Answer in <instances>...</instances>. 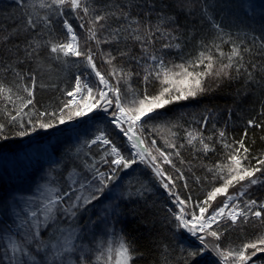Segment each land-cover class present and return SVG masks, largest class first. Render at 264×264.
Here are the masks:
<instances>
[{"label":"snow or ice","instance_id":"obj_1","mask_svg":"<svg viewBox=\"0 0 264 264\" xmlns=\"http://www.w3.org/2000/svg\"><path fill=\"white\" fill-rule=\"evenodd\" d=\"M16 2L25 9L36 7L29 0ZM133 4L134 0H128L125 6H113L109 3L101 7L94 0H39L38 7L45 9V14L40 15L34 10L26 13L23 31L34 33L24 45L26 59H35L38 63L41 51L45 49L48 58L52 60L67 63L69 58H76L85 68L90 69L89 75H94L98 83H90L82 75H77L74 86L65 92L71 99L62 100L60 106L51 111L40 110L34 103L35 75L31 76L30 84H25L24 74L13 68L11 63L0 68V72L11 70L21 82L14 89L0 81V101L3 102L0 107L3 117V122H0V140L9 139L6 132L9 125L15 129L16 137L23 138L38 130L47 131L75 118L85 117L93 110H99L112 117L110 123L127 138L133 151L128 156L124 155L107 133L100 130L94 139L86 142L88 147L97 145L103 149L100 161L94 162L88 168L92 172L91 179L77 180L73 176L71 192L56 195L58 189L48 188L47 198L39 210L32 209L25 216L17 213L13 221L15 229L8 226L4 235L0 236V264H131L135 253L122 231L117 234L115 247L113 240L109 239L106 251L101 250L98 254L84 242V237L92 234L91 225H97L102 232L109 234L115 231V223L123 215L122 201L130 198L131 193L114 195L115 188L110 189L109 185L117 179L118 171L130 169L137 163L150 168L160 185L174 198L173 202L179 208V212L173 214L177 222L176 228L186 231L198 241V244L185 246L181 257L182 264H198V258L202 259L206 252L217 257L218 264H264V230L236 246L225 247L218 243L227 231L238 225H247L252 221L264 224V202L244 198L248 188L264 183L256 177L257 172L264 174V157L255 158L257 163L252 165L248 155L250 150L245 146L244 140L229 142L226 133L219 130L217 143L222 145L223 154L212 166L205 165L211 173L210 182L213 186L206 192L203 200L194 204L196 210L189 211L191 196L182 199L176 191L177 181L184 180L185 177L173 157L180 158L179 149L185 146L205 155L210 151L214 152L216 149L209 143L213 138L204 137L196 129H185L186 143H178L180 134L174 129L182 125L168 122L164 125L168 135L162 137L164 148L157 147L154 139L145 147V129L157 134L162 130L161 127L150 125V121L164 115L158 110L173 103L196 99L210 90V85L207 84L210 78L217 81L222 78L232 79L233 70L237 76L243 70L251 79L252 73L248 71L243 56L250 49H242L232 43L230 51L225 52L221 45L228 41L224 40L223 29L209 17L221 34L218 36L220 43L202 42L195 56L187 59L181 56L180 63L166 61L163 54L157 55L150 51L148 45L162 39L164 43L161 45V52L168 49L179 50L181 44L176 42L179 37L165 27L166 24L174 22L175 18L158 13L154 24L147 20L142 22L138 17L132 16L130 9ZM211 7V3L204 6L205 14ZM65 9L70 10L81 21L79 28L84 30V35H78L65 18L62 21L64 39H39L38 37L52 31L55 17L66 16ZM111 20L122 22L113 27L109 23ZM19 31L18 29L17 34ZM3 39L7 40L8 37ZM129 39L138 42L141 47L142 55L132 59L141 65L142 72H133L119 60L129 56L127 51L118 47L119 42ZM105 44H116L117 47L115 51L103 50L101 45ZM97 59L108 66L106 71L98 67ZM133 76L140 77L144 85L142 91L132 87L130 81ZM121 84L126 88L122 90ZM149 84L158 85L152 94L148 92ZM207 120L208 117H204L201 123L206 125ZM248 125L264 127L254 120H249ZM244 136L247 137V132ZM100 162L109 166L108 171H101L96 166ZM180 163H184L183 159H180ZM164 165L170 166L176 175L167 173ZM197 180L199 182V178ZM215 181L222 183L217 186ZM237 185H240L238 191L230 194L229 189ZM184 187H188L187 183ZM147 190L141 186L136 189V195L143 196ZM106 192L108 195H105ZM65 196L69 198L67 202H64ZM102 196L104 200H110V203L101 209L96 220L86 221L83 226L86 230L82 231L76 221L79 212L88 205H93ZM218 197L224 199L213 208ZM58 212L63 213L64 218L69 220L68 226L59 225ZM50 225L51 235L45 239L44 230ZM90 254L95 256L94 261L90 259Z\"/></svg>","mask_w":264,"mask_h":264},{"label":"trees","instance_id":"obj_2","mask_svg":"<svg viewBox=\"0 0 264 264\" xmlns=\"http://www.w3.org/2000/svg\"><path fill=\"white\" fill-rule=\"evenodd\" d=\"M134 0L130 11L132 16L138 17L142 22L147 20L153 24L157 20L158 13H164L174 17V22L165 25L178 36L176 41L181 44L179 50L168 49L160 51L164 43L162 39L155 40L154 44L148 45L149 50L157 55H164L166 61L181 62V56L187 59L195 56L201 43H220L218 36L221 35L213 25L220 24L223 29V37L227 43L221 46L225 52L230 51L232 43L239 45L244 52V63L251 79L241 70L237 76L233 70L232 79L207 81L210 90L198 96L196 99L180 101L158 110L164 115L159 119L150 121V125L161 127V132H149L145 129L146 147L151 140H156V146L164 148L163 136H167L164 127L168 122L179 123L182 127L174 129L180 134L178 143H186L184 140L185 129H196L202 132L204 137L211 136L209 141L214 148L205 155L191 147L185 146L179 149L181 156L175 158L176 166L183 171L184 180L177 181L176 191L182 199L191 196L194 207L196 202L205 198L213 183L210 182L211 173L207 166L218 162L223 154V148L217 143L218 131L223 130L229 142L244 140L245 146L249 148V160L256 165L255 158L264 157V127H250L249 120L264 125V16L254 15V19L246 16L248 8L259 10L264 6L261 0ZM36 5L35 9L21 7L16 0H0V68L9 63L17 71L24 74L23 83L30 84L31 76L35 75L36 85L34 89V103L40 110L51 111L58 108L62 100L70 97L65 92L74 86L77 75L90 83H98L94 75H89L90 69L76 58H69L67 63L48 58L47 50H42L39 62L35 59L25 58L24 45L34 33H25L23 26L26 13L33 10L40 15L45 14V9L38 7L39 0H29ZM94 3L103 7L111 3L113 6H125L128 0H94ZM212 7L205 14L203 11L206 4ZM66 16L53 19L52 31L38 37L42 40L64 39L65 30L62 26L63 19H68L77 31L83 36L84 30L79 28L81 23L70 10L65 9ZM212 17L213 19H209ZM122 21L111 20L109 23L115 27ZM20 30L17 34V30ZM158 35V34H157ZM8 39L4 40L3 37ZM19 46V47H17ZM117 45H101L103 50L115 51ZM118 47L129 53V56L119 58L125 67L133 72H142L141 65L136 63L133 57H140L141 47L138 42L131 39L121 40ZM23 61V62H18ZM118 60V62H119ZM143 63V61L141 62ZM97 65L102 71L107 70V65L97 59ZM0 81L4 84L17 88L21 83L11 70L0 72ZM133 88L143 90L144 85L140 77L133 76L130 81ZM158 85L149 84L148 92L152 94ZM122 90L126 88L121 84ZM3 102L0 101V107ZM31 107V106H30ZM27 111V110H26ZM110 112L112 109L109 110ZM204 117H208L207 123L202 124ZM112 117L93 110L85 117L75 118L72 123L56 128L38 130L27 137H16L15 129L9 125L6 129L9 139L0 140V212L8 206L10 194L21 191L23 186L33 182L38 174L40 165L54 162L53 169L55 183L60 188V193L69 192L67 187V174L72 170L87 171L94 162L100 161L103 149L97 145L87 146L88 141L94 139L100 130L107 133L109 138L121 149L126 156L131 151L123 134L110 123ZM0 122H3L0 114ZM74 123V124H73ZM247 132V137L244 133ZM110 159V158H109ZM183 159L184 163H180ZM247 163V162H246ZM101 171H108L109 166L103 162L97 163ZM165 171L173 176L174 170L163 166ZM117 179L109 186L119 185L121 193H131L130 198L122 201L123 215L122 233L126 241L131 245L135 258L131 264H182V253L185 246L198 244L186 231L176 228L174 213H178L174 198L160 185L154 173L146 165L137 163L132 168L117 172ZM256 177L264 181V174L257 172ZM199 178V182L197 180ZM188 187L185 188L184 184ZM222 181H215L218 186ZM245 184L247 181L244 182ZM146 187L148 190L143 196L136 195V189ZM240 185L230 188L229 193H236ZM245 199H255L264 202V183H258L248 188ZM224 197H218L213 203V208L218 206ZM211 211V209L209 210ZM93 214L91 208L80 211L76 221L84 228L85 222ZM61 227L65 221H57ZM264 230V224L252 221L247 225H238L227 231L218 242L221 246H236L246 239H252L258 232ZM52 229L45 230L44 238L51 235ZM198 264H218V258L212 253L206 252L203 258H198ZM251 264V262H250Z\"/></svg>","mask_w":264,"mask_h":264},{"label":"rangeland","instance_id":"obj_3","mask_svg":"<svg viewBox=\"0 0 264 264\" xmlns=\"http://www.w3.org/2000/svg\"><path fill=\"white\" fill-rule=\"evenodd\" d=\"M262 1L264 3V0ZM259 2L261 3V0ZM254 15H257L258 17L264 16V6L260 8L259 10H255V11L253 9L251 10L250 8H248V12L246 16L249 17L250 19H254L253 18ZM77 99H79V96H77ZM69 123H72V122L71 121L67 122L64 125L69 124ZM126 141H127V138H126ZM128 147L130 151L132 152L133 150L130 148L129 144H128ZM40 166L41 167L39 169V174L33 182L24 185L21 191H16L10 194L8 206L0 212V236L4 235L5 230L7 229L8 226H11L13 230L15 229V225L13 221L17 213H19L21 216H25L32 209L39 210V207L42 205V202L45 201L47 198L48 193L46 190L48 188H56L58 189L56 195L61 194L59 186L55 183L53 169H56V165L54 164V162H47ZM73 176H75L77 180L81 178L91 179L92 174L87 171H77V170L70 171L66 177L67 187L69 189V192H71L70 184H71V177ZM76 187H78V184L76 185ZM109 188L110 189L115 188V193H113L114 195L121 194V187L119 185L109 186ZM72 194L75 195V193H72ZM105 195H108V193L106 192ZM68 199L69 198L65 196L64 202H67ZM109 203H110V200L106 201L104 200V197L102 196L101 199L95 201L93 205H88L86 208L89 207L93 210V214L90 216L89 220H96L98 215L101 212V209L104 208ZM177 209L179 212L178 206H177ZM188 210L191 211V210H196V209L193 206H189ZM187 218H190V217H187ZM58 220L65 221L66 224L64 226H68L69 224V220L67 218H64L63 213L61 212L57 213V221ZM48 229H52L51 225L49 226ZM48 229H45V230H48ZM91 229H92V234L89 236H85L84 242L88 243L89 246L93 248V252L98 254L101 250L106 251L107 242L109 239L113 240V247L116 246L115 240L117 239V234L122 231V221L119 218L118 222L115 223V231L111 234L107 232H102V230L97 225H91ZM85 230L86 229L82 228V231H85ZM97 245L99 246L97 247ZM90 259L94 261L95 256L90 254Z\"/></svg>","mask_w":264,"mask_h":264}]
</instances>
